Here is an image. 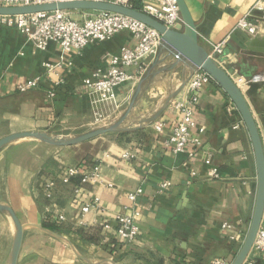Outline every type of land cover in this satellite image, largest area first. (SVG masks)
I'll list each match as a JSON object with an SVG mask.
<instances>
[{
    "label": "crops",
    "instance_id": "0c3cea01",
    "mask_svg": "<svg viewBox=\"0 0 264 264\" xmlns=\"http://www.w3.org/2000/svg\"><path fill=\"white\" fill-rule=\"evenodd\" d=\"M143 1L132 3L141 8ZM184 1L207 51L211 53L212 44L225 43L222 66L228 74L246 78L264 74V0ZM247 13L261 26L256 37L236 29ZM133 44L130 33L121 31L109 40L63 55L56 42L39 50L17 29L0 24V138L23 131L78 135L96 127V108L84 81L97 70L106 72L108 58ZM62 55L63 65L48 71L46 65L57 63ZM175 62L160 47L144 61L143 71L123 67L133 78L116 90L117 106H101L103 120L99 124L125 116L135 98L124 126L134 127L138 117L154 113L188 73L181 63L165 71ZM36 77L40 79L36 88L17 89L18 84ZM50 91L55 96L50 97ZM242 91L264 148V82L251 83ZM186 97L184 87L172 101ZM193 117L196 127L191 134L202 143L193 156H189L192 145L177 154L165 145L179 118L171 103L154 122L131 132H108L61 148L20 140L0 149V203L11 207L25 225L17 264H211L216 258L231 263L254 208L252 142L236 106L214 81L200 90ZM158 123L164 124L161 132L156 130ZM125 152L133 157L123 158ZM205 152L210 155V166L203 161ZM94 163L99 164L100 181L84 184L77 197L74 188L80 177L63 183V169H88ZM210 167L218 169V178L207 175ZM47 181L55 183L49 199L43 188ZM166 181L170 185L162 188ZM138 188L142 193L132 202L128 195ZM94 197L100 198L99 207L85 214V225L78 226L75 220L81 204ZM48 207L53 216L66 218L55 225L58 230L54 232L61 238L39 228ZM132 209L140 212L135 241L121 243L112 232L105 240L101 223L114 226L117 214ZM223 223L233 224L240 236L231 239L222 229ZM14 235L10 216L0 211V264L11 262ZM247 261L264 264V256L252 250Z\"/></svg>",
    "mask_w": 264,
    "mask_h": 264
},
{
    "label": "built area",
    "instance_id": "2783aa9c",
    "mask_svg": "<svg viewBox=\"0 0 264 264\" xmlns=\"http://www.w3.org/2000/svg\"><path fill=\"white\" fill-rule=\"evenodd\" d=\"M54 1L67 0H0V6H21L43 4ZM107 1L121 4L128 7H134L132 0H92ZM141 10L154 16L169 28L177 26L181 22L178 7L175 0H144ZM83 19L78 20L72 16L71 11L56 10L51 12H39L24 15L0 16V24L7 27H13L23 34L27 39L34 42L39 50H45L50 42H56L61 47L63 55L71 50H82L88 44L93 42H102L109 40L121 31H128L134 39L131 46H123L118 54L111 55L108 58V69L106 72L101 70L95 71L90 78L85 79L84 86L87 94L92 98L95 106V122L99 124L103 120L101 106L116 105V90L126 84L133 78V75L127 73L123 67H137L138 71L144 70V61L149 57L156 55L161 44V35L152 27L142 23L141 21L125 16L122 14L107 11H81ZM250 13L238 20L236 29L242 31L250 37H256L261 32L259 22L250 19ZM224 42L212 44L210 56L223 68L222 57L224 53ZM55 64H47L48 71L59 68L64 63V56ZM230 75V74H229ZM235 84L241 88L249 86L251 83L264 82V74H256L250 78H246L237 73L230 75ZM212 81L211 77L202 70H196L188 79L185 88L187 89V97L182 100L172 101L171 106L179 113L176 124L172 127L171 133L166 140L165 145L173 153H181L187 150L189 145L193 146V150L189 152V156H193L198 152L202 145L198 137L192 136V130L196 127L193 117L195 106L199 102V92L202 87ZM40 82L38 77L27 79L18 84L17 89L25 92L29 89L36 88ZM61 80L57 84H59ZM49 96H55L54 91L49 92ZM164 128L163 123L156 125V130L161 132ZM125 159H130L133 155L125 152L122 155ZM203 161L207 165H211L209 153H204ZM194 174V173H192ZM207 175L211 178H218L219 171L215 167H210ZM79 176L80 184L74 188L77 197L83 191V185L88 182L100 181L99 164L94 163L88 169L81 166L67 167L63 169L62 182L70 183L71 179ZM55 183L47 181L44 183V195L47 199L52 196V189ZM170 185L169 182L161 184L162 188ZM142 193V189L138 188L128 195L129 199L134 202ZM100 205V198L94 197L91 201L81 204L80 213L75 223L78 226H84L82 217L97 209ZM52 210L46 208L44 219L51 221L54 225H59L65 221L62 214L52 215ZM140 212L132 209L130 213L121 212L116 215L115 225L105 221L101 223L102 234L104 239L108 240L109 233L112 232L114 237L121 243L129 244L135 241L138 234L137 219ZM222 229L227 231L231 239H236L240 235L236 227L231 223H223ZM252 250L258 251L264 256V227L258 230ZM251 250V251H252ZM211 264H230L225 259H214ZM244 264H252L245 260Z\"/></svg>",
    "mask_w": 264,
    "mask_h": 264
},
{
    "label": "water",
    "instance_id": "95a60500",
    "mask_svg": "<svg viewBox=\"0 0 264 264\" xmlns=\"http://www.w3.org/2000/svg\"><path fill=\"white\" fill-rule=\"evenodd\" d=\"M178 7L181 22L169 28L154 16L142 11L135 7H128L121 4H116L107 1H92V0H67V1H54L43 4L21 5V6H0V16L24 15L39 12H51L56 10L67 11H107L129 16L137 19L142 23L154 28L161 35L160 47L165 49L176 62L165 71H171L177 64H183L188 73L184 76L180 85L171 91L164 99L161 106L151 115L147 117H138L136 126H124L127 123L131 109L135 105V99L130 104L128 113L121 117L119 120L107 123L98 124L90 131L78 134L70 138H53L43 132L38 131H23L12 133L0 138V149L3 147L20 140L35 139L40 142L57 146L67 147L81 144L85 141L98 137L108 132H131L144 125L154 122L170 105L174 97L185 87L189 77L196 71L202 70L206 72L229 96L231 101L236 106L240 113L242 120L249 133L256 166V193L255 202L250 219L249 227L241 244L239 251L230 264H244L249 253L252 250L254 241L256 239L258 230L260 229L264 217V148L260 132L257 126L255 117L250 109V106L243 94L227 71L222 68L209 54L207 49L200 43L196 24L189 12V9L184 0H175ZM138 90L137 95L139 94ZM0 211L7 213L14 226L15 235L13 239V246L11 252L10 264L18 263V256L21 249L25 225H22L16 214L8 205L0 203ZM40 229L46 231L48 234L55 237H62L58 233L48 230L43 226Z\"/></svg>",
    "mask_w": 264,
    "mask_h": 264
},
{
    "label": "rangeland",
    "instance_id": "374dc122",
    "mask_svg": "<svg viewBox=\"0 0 264 264\" xmlns=\"http://www.w3.org/2000/svg\"><path fill=\"white\" fill-rule=\"evenodd\" d=\"M72 16L78 20H81L83 19V16L80 12H77V13H72ZM45 134H47L48 136L50 137H53V138H61V139H64V138H70V137H73V136H76V135H70V134H59V133H49V132H43ZM25 140H32V141H38V140H35V139H25ZM39 143H43V142H40L38 141ZM46 147H49V148H61V147H57V146H52V145H49V144H46V143H43Z\"/></svg>",
    "mask_w": 264,
    "mask_h": 264
},
{
    "label": "trees",
    "instance_id": "16d2710c",
    "mask_svg": "<svg viewBox=\"0 0 264 264\" xmlns=\"http://www.w3.org/2000/svg\"><path fill=\"white\" fill-rule=\"evenodd\" d=\"M135 8L141 9V8H139L137 6H135ZM71 12L72 13H77V12H81V11H71ZM43 227L48 229V230H52V231H57L58 230L57 226L53 225V223L51 221H49V220L43 221Z\"/></svg>",
    "mask_w": 264,
    "mask_h": 264
}]
</instances>
